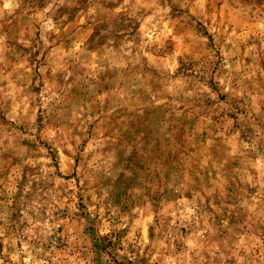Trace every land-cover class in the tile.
Segmentation results:
<instances>
[{"label":"rangeland","instance_id":"rangeland-1","mask_svg":"<svg viewBox=\"0 0 264 264\" xmlns=\"http://www.w3.org/2000/svg\"><path fill=\"white\" fill-rule=\"evenodd\" d=\"M0 264H264V0H0Z\"/></svg>","mask_w":264,"mask_h":264}]
</instances>
